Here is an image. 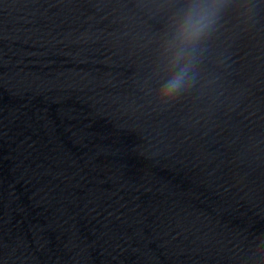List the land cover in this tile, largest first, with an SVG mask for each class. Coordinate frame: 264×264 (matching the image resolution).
Instances as JSON below:
<instances>
[{
  "label": "water",
  "instance_id": "water-1",
  "mask_svg": "<svg viewBox=\"0 0 264 264\" xmlns=\"http://www.w3.org/2000/svg\"><path fill=\"white\" fill-rule=\"evenodd\" d=\"M179 2L0 0V264H264V0L159 105Z\"/></svg>",
  "mask_w": 264,
  "mask_h": 264
},
{
  "label": "clouds",
  "instance_id": "clouds-1",
  "mask_svg": "<svg viewBox=\"0 0 264 264\" xmlns=\"http://www.w3.org/2000/svg\"><path fill=\"white\" fill-rule=\"evenodd\" d=\"M226 0H180L158 49L154 100L170 104L194 86L200 55Z\"/></svg>",
  "mask_w": 264,
  "mask_h": 264
}]
</instances>
